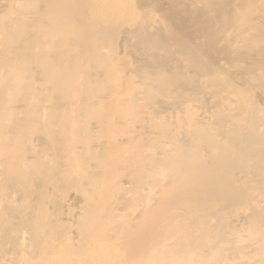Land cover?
Returning <instances> with one entry per match:
<instances>
[{
    "label": "bare ground",
    "instance_id": "1",
    "mask_svg": "<svg viewBox=\"0 0 264 264\" xmlns=\"http://www.w3.org/2000/svg\"><path fill=\"white\" fill-rule=\"evenodd\" d=\"M0 264H264V0H0Z\"/></svg>",
    "mask_w": 264,
    "mask_h": 264
}]
</instances>
